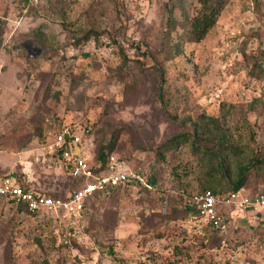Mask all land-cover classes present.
<instances>
[{"label": "rangeland", "instance_id": "rangeland-1", "mask_svg": "<svg viewBox=\"0 0 264 264\" xmlns=\"http://www.w3.org/2000/svg\"><path fill=\"white\" fill-rule=\"evenodd\" d=\"M200 10L198 0H0V180L61 198L80 186L43 154L49 132L69 125L88 155L112 145L156 181L72 213L0 197V264H264V207L221 232L183 209L244 164L240 193H264V0H226L196 41ZM196 134L227 139L224 174Z\"/></svg>", "mask_w": 264, "mask_h": 264}, {"label": "built area", "instance_id": "built-area-1", "mask_svg": "<svg viewBox=\"0 0 264 264\" xmlns=\"http://www.w3.org/2000/svg\"><path fill=\"white\" fill-rule=\"evenodd\" d=\"M43 146L44 155L61 161L69 175L82 183L61 198L24 188L15 178L6 176L0 180V196L14 209L32 214L79 212L85 201L95 197L103 198L110 188L117 185L137 180L141 185L151 188L146 179L132 173L127 160L114 153L106 155L103 162L95 154L88 155L81 134L69 125L49 132V138ZM186 203L198 208L200 220L213 229L223 231L227 216L232 217L246 209L259 210L264 207V193L250 196L241 194L239 190L215 193L206 189L187 196Z\"/></svg>", "mask_w": 264, "mask_h": 264}, {"label": "trees", "instance_id": "trees-1", "mask_svg": "<svg viewBox=\"0 0 264 264\" xmlns=\"http://www.w3.org/2000/svg\"><path fill=\"white\" fill-rule=\"evenodd\" d=\"M201 4V10L198 14L194 15L191 19H189V31L188 34L189 36H191L194 40H201L205 34L207 33L208 29L215 23L217 16L219 15L221 9L223 8L224 4L226 3V0H198ZM90 36V34H86L85 38H88ZM179 43H176V47L179 49ZM174 46V45H173ZM161 91V89H159ZM197 129V127H195ZM186 140V134H180L175 136L170 142H174L175 145H178L182 142H185ZM194 141V148L197 146H203L205 148V150L207 152H209L211 154V156L213 157V159L216 162V167L223 172L224 174V168H223V161H224V157L221 155L222 154V150H226L228 151L229 149H231V146L229 144L226 143L227 139L224 138V136L220 135H211L210 137L204 138L202 135H195V138L193 139ZM198 140V144L197 141ZM202 141H206L208 143H210V145H201ZM111 149H112V145L109 146H98L96 148V153H95V157L100 160V161H104L106 155H108L109 153H111ZM221 153V154H219ZM228 153V152H227ZM247 168V165H240L239 166V170L237 173V176L235 177L234 180H232L228 187L226 188H221V187H216V185L210 184L208 186L204 185L202 186V190H206V189H210L215 193H226V192H230V191H237L239 190L244 182H245V170ZM226 177V176H225ZM73 178V177H72ZM74 179V178H73ZM76 180V179H74ZM18 183L24 187V188H29L26 187L22 184V182L20 183L18 181ZM146 183L148 185H150L151 187H155L156 181H154L153 178L149 177L146 178ZM123 186V184L121 185H117L115 187H112L109 189V192L105 195V197L114 189ZM141 188L148 190L149 188L144 186V185H140ZM229 189V190H228ZM228 190V191H226ZM2 197V196H0ZM54 197V196H53ZM3 198V197H2ZM21 208V207H20ZM184 211H186L188 213L187 216H191V217H195L198 218V208L195 205H189L188 203H186L184 201V206H183ZM230 217L227 216V219H229ZM208 226H210L209 224H207ZM213 229V228H212ZM217 232H221L220 230H216Z\"/></svg>", "mask_w": 264, "mask_h": 264}]
</instances>
